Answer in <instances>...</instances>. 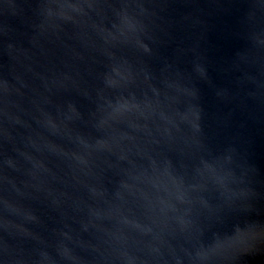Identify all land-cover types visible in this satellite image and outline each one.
<instances>
[{
	"label": "water",
	"instance_id": "1",
	"mask_svg": "<svg viewBox=\"0 0 264 264\" xmlns=\"http://www.w3.org/2000/svg\"><path fill=\"white\" fill-rule=\"evenodd\" d=\"M0 264H264V0H0Z\"/></svg>",
	"mask_w": 264,
	"mask_h": 264
}]
</instances>
